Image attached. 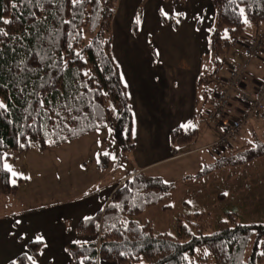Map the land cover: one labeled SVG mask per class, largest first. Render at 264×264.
<instances>
[{"label": "trees", "instance_id": "16d2710c", "mask_svg": "<svg viewBox=\"0 0 264 264\" xmlns=\"http://www.w3.org/2000/svg\"><path fill=\"white\" fill-rule=\"evenodd\" d=\"M115 1L0 0V31L7 33L0 34V103L6 106L0 109V195L17 190L2 164L8 151L59 146L106 125L120 151H132L131 109L110 50ZM210 2L207 47L218 65L244 19H264V0ZM136 27L133 21V31ZM191 134V129L173 128L170 140L184 143ZM263 155L260 142L216 160L203 174ZM172 187L141 173L126 179L101 212L77 222V235L97 239L66 244L69 264H97L99 258L113 264H264V224L239 223L231 212L212 228L202 213H179L173 233L140 223L136 217L162 203ZM43 248L41 241L27 242V254L5 264H34Z\"/></svg>", "mask_w": 264, "mask_h": 264}, {"label": "crops", "instance_id": "0c3cea01", "mask_svg": "<svg viewBox=\"0 0 264 264\" xmlns=\"http://www.w3.org/2000/svg\"><path fill=\"white\" fill-rule=\"evenodd\" d=\"M212 18L210 0H119V6L116 5L111 16L110 50L131 109L133 149L128 156L132 169L102 191L86 192L48 206L0 215V264L27 254L26 243L37 237L42 238L44 248L34 264H69L70 257L64 249L66 244L97 239V235H77V222L101 212L111 193L126 179L141 173L161 180L160 174L150 176L148 171L167 167L196 153L199 161L202 158L212 166L216 160L234 153L228 144L207 156L200 153L221 133L219 120L207 119L206 113L214 108L216 92L227 77L224 78L225 72L208 52L207 36ZM133 21L136 31L132 29ZM173 21L177 22L176 27L172 26ZM242 61L243 57L242 60L240 57L236 63ZM245 71L244 87L252 91L264 78V60L249 61ZM208 83L216 86V90L207 99L204 91ZM242 111L238 95L233 94L227 115L234 118ZM173 128L191 129L192 134L186 142L173 144L170 140ZM236 135L241 144L246 138L248 143L254 140V145L264 142V111H257ZM245 163L218 169L227 178L238 180L241 176L236 174L239 171H234L235 167ZM207 166L202 170H192V166L185 170V176H182L185 183L202 179L207 174H203ZM22 182L19 178L18 183ZM174 188L168 198L175 193ZM185 190L189 195L190 186L187 185ZM180 203L184 204L183 201ZM156 205L160 210L162 205L172 208L164 201ZM179 213L186 212L179 210ZM97 264L113 263L99 258Z\"/></svg>", "mask_w": 264, "mask_h": 264}, {"label": "rangeland", "instance_id": "374dc122", "mask_svg": "<svg viewBox=\"0 0 264 264\" xmlns=\"http://www.w3.org/2000/svg\"><path fill=\"white\" fill-rule=\"evenodd\" d=\"M117 4L119 6V0L115 1V8ZM256 35L264 36V19L259 21L244 19L241 33L227 50V52L230 50L229 53L226 52L219 59V69L225 72L224 78L228 76V66L231 63H236L240 57L244 60V44ZM262 59L264 60V47L260 57L252 60ZM215 88L216 86L210 83L206 85L204 92L207 99L215 92ZM110 130L106 125L59 146L41 150L33 148L8 151L2 164L9 165L17 173L13 176L9 172L10 181L17 185V191L15 195H0V215L48 206L86 192L102 191L120 180L132 169V162L128 155L120 151ZM237 138L235 135L227 141L228 147L229 145L233 147V154L254 147V140L248 143L249 140L246 138L241 144L237 142ZM204 150L200 153L210 155L209 149L204 147ZM258 158L246 162L242 167H235L234 171H239L236 174L239 173L241 176L238 180L233 177L227 178L225 173H220L218 168H214L211 171L215 172L207 171L202 179L198 181L193 179L190 184L185 183L182 178L185 176V170L191 166L194 167L192 170H202L208 165L204 159L198 160L197 153L175 161L167 167L161 166L148 171L150 172L148 175L160 174V179L164 183L169 182L175 186V193L170 198L162 200L171 204L172 208L163 211L157 205L151 206L144 209L136 217L137 220L140 223L148 221L154 231L168 233L174 231V216L179 214V210L202 213L210 228L227 212L233 213L235 215L233 217L239 223L264 224V157ZM19 178L23 179L22 183L17 182ZM187 185L190 186L189 195L185 192ZM181 201L184 202L183 205ZM142 262L140 259V263Z\"/></svg>", "mask_w": 264, "mask_h": 264}, {"label": "built area", "instance_id": "2783aa9c", "mask_svg": "<svg viewBox=\"0 0 264 264\" xmlns=\"http://www.w3.org/2000/svg\"><path fill=\"white\" fill-rule=\"evenodd\" d=\"M263 47L264 41L261 37H252L244 44V62L241 64L232 63L228 66V77L223 87L216 94L215 107L211 112L207 113L208 119H219L222 128V133L215 141L207 146L212 152L217 151L227 144L228 139L234 136L246 122L250 110L257 111L262 109L264 111V80L255 87L252 94L253 100L250 99V95L242 89L245 66L249 60L258 59V57H260ZM233 94L238 95L239 101L242 104L249 106V113H241L235 119L228 118L225 113ZM245 108L246 110L244 112L248 110L247 107Z\"/></svg>", "mask_w": 264, "mask_h": 264}, {"label": "snow or ice", "instance_id": "6c2138e0", "mask_svg": "<svg viewBox=\"0 0 264 264\" xmlns=\"http://www.w3.org/2000/svg\"><path fill=\"white\" fill-rule=\"evenodd\" d=\"M79 2H80V0H73V4H74V5H75L76 3H79ZM13 7H15V4H13ZM240 14H241V15H244V9H240ZM164 15H167V14L164 13ZM178 22H179V21H178ZM245 22L247 23V21H245ZM3 23H10V21H8V20H3ZM137 23H139V18H137ZM0 34H2V35H6L7 33H3L2 31H0ZM77 55H79V53H77ZM5 108H6L5 104L0 103V109H5ZM189 126H190V125H185V127H189ZM110 131H111V130H110ZM105 155H107V153H105ZM113 159H115V157H113ZM3 167H4L8 172H10L13 176H16V175H17V173H15L9 165L4 164ZM37 240H40V241L42 242V238H41V237H37ZM262 255H264V254H262ZM29 259H31V257H29Z\"/></svg>", "mask_w": 264, "mask_h": 264}, {"label": "bare ground", "instance_id": "6f19581e", "mask_svg": "<svg viewBox=\"0 0 264 264\" xmlns=\"http://www.w3.org/2000/svg\"><path fill=\"white\" fill-rule=\"evenodd\" d=\"M259 83H261V82H257L255 85H254V87L252 88V91H248V90H246L245 88H244V82H243V87H242V89H243V91L244 92H246V93H248L249 95H250V99H252L253 98V92H254V89H255V87L259 84ZM253 100V99H252ZM231 101H232V99L230 100V103H231ZM230 103H229V105H230ZM239 103H240V105L242 106V107H249V106H247V105H245V104H242L240 101H239ZM229 105H228V107H229ZM227 107V108H228ZM256 110H254V111H251L250 110V114H249V116H248V118H247V120L249 119V118H251L253 115H255L256 114ZM241 113H249V108H248V110L246 111V112H244V111H242ZM238 117V116H237ZM237 117H234V118H231V119H235V118H237ZM229 118V117H228ZM247 120H246V122H247ZM219 124H220V122H219ZM245 124V123H244ZM243 124V125H244ZM235 134H237V132L235 133ZM221 149V148H220Z\"/></svg>", "mask_w": 264, "mask_h": 264}]
</instances>
